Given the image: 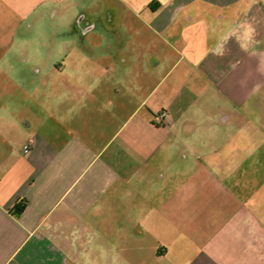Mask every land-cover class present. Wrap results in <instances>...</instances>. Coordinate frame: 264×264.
<instances>
[{
    "label": "crops",
    "instance_id": "obj_1",
    "mask_svg": "<svg viewBox=\"0 0 264 264\" xmlns=\"http://www.w3.org/2000/svg\"><path fill=\"white\" fill-rule=\"evenodd\" d=\"M64 1L0 0V62ZM117 1L119 81L33 107L29 81H0V264H264L263 204L238 185L254 145L226 138L264 130V0ZM132 63L153 81H121Z\"/></svg>",
    "mask_w": 264,
    "mask_h": 264
},
{
    "label": "rangeland",
    "instance_id": "obj_2",
    "mask_svg": "<svg viewBox=\"0 0 264 264\" xmlns=\"http://www.w3.org/2000/svg\"><path fill=\"white\" fill-rule=\"evenodd\" d=\"M80 8L82 11H78ZM110 12L118 14L127 11L117 0H94V3L87 0L64 1L58 10V16L64 15L63 21L51 19L44 23L43 27L29 31L27 37L16 39L14 47L6 54L7 62H0V81H29L32 90H36L34 95L37 96L31 103L33 107L41 100L42 95L39 96L41 91L46 89L52 97L62 92L58 86H49V84L60 81L118 80L122 73L117 68L124 67L122 63L119 65L121 57L118 45L123 31L119 28L116 19L115 22L107 21ZM91 14L99 17L95 32L86 35L74 33L73 36L66 35L67 28L75 32L76 23L82 15L90 18ZM81 26L85 28V23ZM129 45L133 44L129 43ZM66 55L68 57L65 59ZM108 65L112 66L109 71H107ZM131 66H128V71L121 81H153L149 74H142L136 64L132 63ZM35 84L39 86L35 87ZM262 121L264 122V119ZM249 125H254L252 135L229 133L226 135L228 138L226 140L254 145L252 149L254 156L251 157L255 159L253 166L243 172L244 176L247 174L248 179L238 182V185L241 190L256 193L263 204L264 212V130L258 129L257 123L250 122ZM223 153L227 157L238 154L231 149H226Z\"/></svg>",
    "mask_w": 264,
    "mask_h": 264
},
{
    "label": "trees",
    "instance_id": "obj_3",
    "mask_svg": "<svg viewBox=\"0 0 264 264\" xmlns=\"http://www.w3.org/2000/svg\"><path fill=\"white\" fill-rule=\"evenodd\" d=\"M27 207L26 200H20L13 208L12 213L16 216L21 215Z\"/></svg>",
    "mask_w": 264,
    "mask_h": 264
},
{
    "label": "built area",
    "instance_id": "obj_4",
    "mask_svg": "<svg viewBox=\"0 0 264 264\" xmlns=\"http://www.w3.org/2000/svg\"><path fill=\"white\" fill-rule=\"evenodd\" d=\"M157 119L162 120V121L166 120L167 119V113L165 111L159 113L157 115Z\"/></svg>",
    "mask_w": 264,
    "mask_h": 264
},
{
    "label": "bare ground",
    "instance_id": "obj_5",
    "mask_svg": "<svg viewBox=\"0 0 264 264\" xmlns=\"http://www.w3.org/2000/svg\"><path fill=\"white\" fill-rule=\"evenodd\" d=\"M154 121V120H153Z\"/></svg>",
    "mask_w": 264,
    "mask_h": 264
},
{
    "label": "flooded vegetation",
    "instance_id": "obj_6",
    "mask_svg": "<svg viewBox=\"0 0 264 264\" xmlns=\"http://www.w3.org/2000/svg\"><path fill=\"white\" fill-rule=\"evenodd\" d=\"M81 25V24H80Z\"/></svg>",
    "mask_w": 264,
    "mask_h": 264
}]
</instances>
